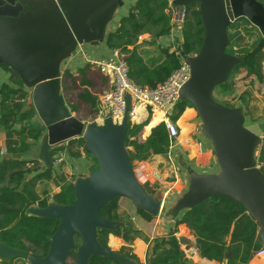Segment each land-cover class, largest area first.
I'll return each instance as SVG.
<instances>
[{"label":"water","instance_id":"obj_1","mask_svg":"<svg viewBox=\"0 0 264 264\" xmlns=\"http://www.w3.org/2000/svg\"><path fill=\"white\" fill-rule=\"evenodd\" d=\"M191 1L198 2L204 36L198 52L182 54L189 63L190 77L179 90V100L195 109L201 132L212 144L218 170L206 174L191 171L187 190L171 205L154 196L149 181L138 180L124 146L129 123L141 121L129 118L130 97L126 96V110L120 121H113L107 114L102 124H85L70 111L61 91V65L76 55L78 45H98L105 40L106 26L124 0H0V63L16 72L24 87L30 89L35 117L44 127L37 156L42 168L53 166L49 158L52 147L74 138H83L85 152L97 161V168L88 175L75 177L71 204L49 200L45 207L31 205L26 209L28 216L59 219L57 229L48 237L47 254L36 257L0 242V260L21 258L28 264H67L75 248L73 264H88L94 255L134 264L97 240V228L113 230L118 226L116 221L102 218L100 208L120 197L128 198L151 216L167 211L177 218L211 196H228L257 223V240L264 249V175L257 166L264 121L247 124L241 107L224 105L212 96L241 62L239 56L226 52L229 25L246 19L264 38V5L258 0H169L179 13ZM12 157L20 158V154L7 152L3 160ZM41 171L30 173L27 179ZM186 226L193 231L192 222ZM178 241L186 250L191 243L183 235Z\"/></svg>","mask_w":264,"mask_h":264},{"label":"trees","instance_id":"obj_2","mask_svg":"<svg viewBox=\"0 0 264 264\" xmlns=\"http://www.w3.org/2000/svg\"><path fill=\"white\" fill-rule=\"evenodd\" d=\"M198 6L197 1H191L183 7L182 38L178 48L173 51H170L169 46L159 48L157 56L152 58H149L148 52L142 47L143 44L138 43V37L147 34L153 39L151 42L154 44L157 38L169 33L172 17L169 0H135L129 6L127 14L119 18L117 27L107 33L105 41L108 48L118 49L124 56L128 76L135 84L154 87L166 80L178 67L180 54L198 52L204 36ZM241 21H246L249 26L242 29ZM227 34L229 44L226 52L236 54L241 59L233 72L243 73L244 79H249L253 89L264 92V38L256 27L243 18L231 23ZM0 66L9 71V80L0 85V132L4 134L6 152L20 154V158L12 157L6 160L0 158V242L41 258L49 250L48 237L57 229L59 219L28 216L25 213L26 209L31 205L45 207L50 199L63 205L71 204L75 198L73 183L63 181L60 191L52 196H49L46 188L41 191L36 190L37 181L54 180L53 166L42 168V163L37 157L23 156L31 152L33 146L43 137L44 127L37 120H33L35 111L31 105L30 92L26 90L20 77L5 64L0 63ZM92 67L93 65L87 63L77 69L76 74L69 68L64 69L61 84V91L71 112L78 113L79 107L77 102L69 100V92L75 91L71 89H78L75 91L76 98L79 103L88 106L91 112L88 118L90 121L98 112V96L94 92L95 82L89 78ZM100 80L102 84L108 83L105 76ZM218 86L225 88L227 82ZM222 91L226 96L232 92V90ZM253 91L249 89V106L246 104V107H249V119L256 122L257 119L253 116L254 106L250 105ZM186 107L193 106L185 100H179L169 118L176 122ZM141 110L138 109V115L141 114ZM160 120V117L153 114L150 122L148 116L140 122L129 123L124 146L131 162L145 161L153 155L168 153L171 139L164 122L158 123ZM245 122L247 123V120ZM152 125L154 126L149 134L145 138H140L143 129L142 137ZM84 147L83 138H74L65 144L52 147L49 158L54 164L61 153L78 157ZM1 149L0 145V155ZM93 159L94 170L97 168V161L94 157ZM257 161L260 164L259 170L264 175V142ZM38 169L42 171L27 179L30 173ZM118 200L119 198H114L105 203L100 208V216L108 221H114L113 216L119 209ZM134 208L143 218L147 220L153 218L150 214ZM188 222L193 223L191 234L195 237L197 251L202 257L195 256L196 262L205 258L223 264H248L261 248L257 240L258 225L244 207L228 196L214 195L182 212L175 218L174 228L166 235L153 238L152 252L145 263L140 262L133 253L122 250L119 253L132 260L134 264H189L175 236L178 225ZM96 233L99 244L105 248H108L107 240L110 233L122 237L125 242L130 241L121 224L113 230L97 228ZM73 254L75 248L70 252L69 257ZM205 259L200 263L212 264ZM88 264L125 263L94 255L90 257Z\"/></svg>","mask_w":264,"mask_h":264},{"label":"crops","instance_id":"obj_3","mask_svg":"<svg viewBox=\"0 0 264 264\" xmlns=\"http://www.w3.org/2000/svg\"><path fill=\"white\" fill-rule=\"evenodd\" d=\"M134 1L135 0H124L123 6L117 8L113 20H111L106 26V34L117 27L119 16L122 17L126 15L129 6ZM171 13V29L168 34L157 38L154 44L151 42L153 39L147 34H142L138 37V43L143 44L142 47L148 52L149 58L157 56L159 48H166L169 46L170 51L178 48V43L182 38L181 25L175 22V18L178 15V9L171 6ZM105 40L98 45H90L88 48H86L85 45H82V50L86 52L89 59L107 58L111 54V49L107 47ZM78 55H80V57ZM87 63L88 62L82 56L80 51L77 50L76 57L68 58V60L61 65V68H69L76 74L77 69L83 67ZM102 76L105 75L95 66H93L89 72V78L95 82V86L97 87V90H94V92L98 96V106L99 96L110 88V82L106 76L108 83L102 84L100 80ZM8 80L9 71L0 66V85ZM252 96L254 97V95ZM137 117L138 119H141V121L146 119L145 113H142V110L141 114L137 115ZM77 118L79 119V117ZM151 119L152 118L149 117V122ZM95 120L96 115L92 121ZM175 123L179 129V133L176 138L171 140L167 154L153 155L145 161L135 160L132 162L138 180L141 182L149 181L154 188V196L157 198H163L165 202L171 205L187 190L189 173L191 171L206 174L215 173L218 170L212 144L202 134L201 130L198 129L200 128V118L195 109L193 107H186ZM1 133L3 134V132ZM142 135L143 132L141 133L140 138L146 137V135L144 137H142ZM0 145L2 147L1 139ZM6 153V150L3 148L0 155L2 160L5 158ZM59 156L63 157V164L61 163L62 165H60L57 170H53L54 180L52 179L49 181H56V183L54 184L53 189L51 186L49 188L45 186L49 191V196L60 191V185L63 181H71L73 183L77 175H88L95 165L93 157L85 152V150H82L81 155L78 157H71L67 153H61ZM64 167L68 174L73 175L71 178L62 173L63 171L61 168L65 170ZM55 173H59L57 175L61 176L58 178ZM45 182L48 181L45 180ZM160 188L161 191H159ZM118 204L119 209L115 212L113 218L114 221L122 225V228L129 236L130 241L125 242L122 237L110 233L108 235L107 245L111 250L118 253L121 250L133 253L140 262L145 263L152 252L153 238L166 235L171 231L175 226V218H172L170 214L165 211L161 212L158 216H153L151 220H147L140 214L136 213L134 204L128 198H119ZM182 227H184L182 224L178 225V232L175 234L177 238L180 234L184 233L181 231ZM190 240L191 245L189 248L186 250L185 246L183 247L182 244H180L181 249L185 252L188 260H192V264H202L200 262L205 258L200 262H196L194 259L195 256L202 258L197 251L195 237L193 236L192 239L190 237ZM205 260L209 263L212 262V264H223L217 261ZM259 262H264L263 256H254L248 264H258ZM2 263L3 261L0 260V264Z\"/></svg>","mask_w":264,"mask_h":264},{"label":"built area","instance_id":"obj_4","mask_svg":"<svg viewBox=\"0 0 264 264\" xmlns=\"http://www.w3.org/2000/svg\"><path fill=\"white\" fill-rule=\"evenodd\" d=\"M183 11L178 12L175 18V22L180 25L183 20ZM77 50L80 51L89 64L95 66L110 82L109 90L99 96L98 112L96 120L93 122L102 124L107 114L111 115L113 121H120L126 110V96L128 95L132 104L129 112L130 119H134L137 108L142 109L145 118L148 116L152 118L153 113L156 111L161 112L162 118L159 123L164 122L169 138L173 140L178 136L179 129L168 114L179 101L180 88L190 77L189 63L182 54H180L178 67L171 72L167 79L154 87H149L137 85L129 78L125 58L118 49H111V54L107 58L94 59L87 57L86 52L82 50V45H78ZM198 129L201 130V128ZM63 161L62 157L56 160L58 164ZM254 256L264 257V249L260 248Z\"/></svg>","mask_w":264,"mask_h":264},{"label":"rangeland","instance_id":"obj_5","mask_svg":"<svg viewBox=\"0 0 264 264\" xmlns=\"http://www.w3.org/2000/svg\"><path fill=\"white\" fill-rule=\"evenodd\" d=\"M259 1L264 3V0H259ZM120 17L121 16H119V18ZM112 20H113V18H112ZM246 26H249L248 23L246 21H241L242 29L244 27H246ZM83 45H85L86 48H88V46H90L89 44H83ZM91 47H93V46H91ZM78 56L80 57V55H78ZM75 57H76V55L72 56L70 58H75ZM62 70H64V69H62ZM226 82H227V86L225 88H223L221 86H217L213 90V92H212L213 98L216 101H218L220 103H226L229 106H239V107H241L243 109V112H244L245 116H246L247 124L254 123V122H252L251 118L249 119V107L248 108L246 107V104L249 106V89L251 88L252 90H254L253 91L254 97H253V99L250 100V105L254 106V110H253L254 115L253 116H255V118L257 119L256 122L264 121V116H263V111H264V92H260V91H258L256 89H253L252 88V84L249 82V79H244V74L243 73L242 74H238L236 72H232V74L229 76V78L227 79ZM26 90L30 91V89L27 88V87H26ZM71 90H75L76 91L78 89L75 88V89H71ZM94 90H97L96 86H95ZM222 90H232V92L230 93V91H228V93H230V95L226 96V93H224ZM75 91L69 92V100L72 101V102H75V103L77 102L76 104H78L79 112L78 113L77 112H72V113L76 117H79V119H82V121L85 124L90 123V120L88 118H90L91 112H90L88 106L79 103L78 99L76 98V92ZM243 99H244V102H243ZM247 109H248V111H247ZM172 111H173V109L169 111L168 115H170L172 113ZM35 120H37L36 117H35ZM132 120L135 122L134 119H132ZM138 120H141V119H137L136 121H138ZM91 122H93V121L91 120ZM0 139H1V142H2V147L4 148V150H6L5 149V143H4V136H3V134L1 132H0ZM41 139L39 140L38 143H36L33 146L32 151L28 152V153H25L23 157H27V156H30V155L34 156V157H37L38 152H39ZM263 142H264V136H263L261 144L259 145V148H258V151H257V157H258V155L260 153V150H261ZM59 157H62V156H58V158ZM62 164H63V162H62ZM59 166L60 165L55 160L52 168H53V170H57ZM257 166L258 167L260 166L258 161H257ZM61 170L63 171L62 173L64 175H66L67 177L71 178L73 176V175L67 173L66 168H65V170H63L61 168ZM57 174H59V173H55L56 177L59 178V176H61V175H57ZM49 181H51V180H49ZM49 181L48 182H45L44 180L37 181L36 190L40 191V190L44 189L45 186L48 187V188L51 186V188L53 189V186H54V184L56 182H54V181L53 182H49ZM159 191H161V188H160ZM120 198H125V197H120ZM182 226H184V227H182L181 231L184 232V233L180 234V235H183V236H186V237H189V238L191 237V239H192L193 236L191 234V231L187 228L186 223L182 224ZM76 243L78 245L80 243V240H76ZM182 246L184 247V245H182ZM73 258H74V254L67 259V264H73ZM194 259H195V257H194ZM2 264H28V262L26 260H24V259L16 258V259L9 260V261H3ZM258 264H264V262H259Z\"/></svg>","mask_w":264,"mask_h":264},{"label":"bare ground","instance_id":"obj_6","mask_svg":"<svg viewBox=\"0 0 264 264\" xmlns=\"http://www.w3.org/2000/svg\"><path fill=\"white\" fill-rule=\"evenodd\" d=\"M138 109H139V108L136 109V115L134 116V120H135V121L138 119V118L136 117V116L138 115ZM153 114H154V115H157V116L160 117V118H162V114H161V112L156 111V112H154ZM135 118H137V119H135Z\"/></svg>","mask_w":264,"mask_h":264}]
</instances>
